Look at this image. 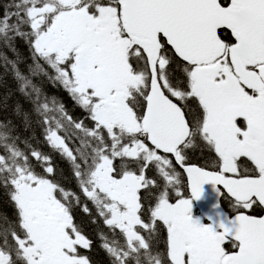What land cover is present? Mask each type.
Segmentation results:
<instances>
[{
  "label": "snow or ice",
  "instance_id": "obj_1",
  "mask_svg": "<svg viewBox=\"0 0 264 264\" xmlns=\"http://www.w3.org/2000/svg\"><path fill=\"white\" fill-rule=\"evenodd\" d=\"M17 38L91 121L42 97L9 61L96 214L82 211L111 231L97 232L111 264H264V0H13L0 41ZM19 141L0 123V185L16 210L0 226V264H92L73 214L80 196L48 154ZM201 144L214 154L207 166L190 162ZM206 183L214 211L194 217ZM225 191L234 214L221 207Z\"/></svg>",
  "mask_w": 264,
  "mask_h": 264
},
{
  "label": "trees",
  "instance_id": "obj_2",
  "mask_svg": "<svg viewBox=\"0 0 264 264\" xmlns=\"http://www.w3.org/2000/svg\"><path fill=\"white\" fill-rule=\"evenodd\" d=\"M12 2L13 0H0V13L4 11L5 5ZM13 43L14 48H10L0 41V123L10 122L13 134L20 137L21 148L25 147L24 141L27 140L32 147L38 148L52 158L56 167L57 179L61 181L64 187L77 193L82 201V204L79 205L74 203L73 214L78 222H82L85 232L93 240L89 256L92 264H111L108 256L98 247L97 232L103 230V222L99 221L97 224H93L91 218L82 211L83 204H87L92 215L96 214L95 207L78 188L69 162L45 141L44 127L41 122L42 117L34 110L31 99L20 91V81L16 79L9 61H14L19 71L28 76L32 83L41 89L42 97H47L49 101L55 98L63 104L69 115L77 119H84L89 126H92L91 121L87 119L85 110L76 103L64 86L54 79L56 75L54 70L43 60H33L32 52L26 41L17 38ZM37 62L44 69L43 72L35 71ZM25 113L27 114V127L25 126ZM78 143V141L75 142V144ZM189 157L191 163L198 166H207L211 163L212 154L201 144L200 147L190 150ZM33 163L35 164V160H33ZM115 163L118 165L120 163L119 159ZM37 168L39 170V165H37ZM176 170L180 173L182 190L187 194L186 176L179 168H176ZM146 175L150 178H156L159 182L153 167L148 170ZM15 219L16 210L10 200L8 189L0 185V226H6L7 222H14ZM165 240L166 232L161 226L160 242L157 245V249L161 253L166 251ZM2 242V239H0V244Z\"/></svg>",
  "mask_w": 264,
  "mask_h": 264
},
{
  "label": "water",
  "instance_id": "obj_3",
  "mask_svg": "<svg viewBox=\"0 0 264 264\" xmlns=\"http://www.w3.org/2000/svg\"><path fill=\"white\" fill-rule=\"evenodd\" d=\"M209 184L210 183H206L202 185L203 193L201 198L197 201L200 203L202 210L206 212L208 215H211L214 211L212 207L214 196L212 190L209 187Z\"/></svg>",
  "mask_w": 264,
  "mask_h": 264
},
{
  "label": "flooded vegetation",
  "instance_id": "obj_4",
  "mask_svg": "<svg viewBox=\"0 0 264 264\" xmlns=\"http://www.w3.org/2000/svg\"><path fill=\"white\" fill-rule=\"evenodd\" d=\"M242 160H244V158L242 157V158H240V161H242Z\"/></svg>",
  "mask_w": 264,
  "mask_h": 264
}]
</instances>
